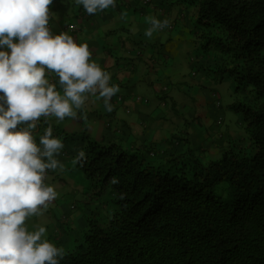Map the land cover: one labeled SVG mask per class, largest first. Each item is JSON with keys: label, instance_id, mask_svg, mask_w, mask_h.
<instances>
[{"label": "trees", "instance_id": "trees-1", "mask_svg": "<svg viewBox=\"0 0 264 264\" xmlns=\"http://www.w3.org/2000/svg\"><path fill=\"white\" fill-rule=\"evenodd\" d=\"M177 1L196 7L202 49L222 58L209 59L205 75L246 92L232 104L245 145L214 160L189 147L154 160L81 133L87 160L76 167L95 194L110 188L116 207L105 221L88 219L70 248L68 233L52 236L67 252L61 264H264V0Z\"/></svg>", "mask_w": 264, "mask_h": 264}, {"label": "clouds", "instance_id": "clouds-1", "mask_svg": "<svg viewBox=\"0 0 264 264\" xmlns=\"http://www.w3.org/2000/svg\"><path fill=\"white\" fill-rule=\"evenodd\" d=\"M75 3L90 16L116 6V0ZM52 4L0 0V264H61L66 249L47 238L45 226L29 230L26 223L58 197L46 182L49 171L65 169L58 159L65 145L51 120L87 121L82 110L90 96L103 99L111 112L112 97L120 91L110 83L111 73L92 59L88 43H78L68 31L53 34ZM148 22L149 38L171 26L168 18ZM41 122L46 127L37 143ZM86 160L78 150L74 163L83 166Z\"/></svg>", "mask_w": 264, "mask_h": 264}, {"label": "crops", "instance_id": "crops-1", "mask_svg": "<svg viewBox=\"0 0 264 264\" xmlns=\"http://www.w3.org/2000/svg\"><path fill=\"white\" fill-rule=\"evenodd\" d=\"M63 2L67 10H61ZM154 9L158 7L153 5L148 8L149 12H153ZM50 11L53 15L49 27L53 34L68 31L78 43H88L93 52L92 59L111 73L110 83L120 87V91L112 97L111 112L105 108L103 99L90 96L82 110L87 115V121L66 118L64 120L66 126H64L63 121L55 124L52 122L55 118H52V124L61 128L63 133H68V138L63 142L67 147L63 149L65 155L60 154L58 157L65 165L64 171L57 169L50 173L62 179L61 181H67L60 177L65 171L71 172V176L77 175L79 171L75 168L74 158L81 149V133L104 144L115 142L129 152L137 151L144 155L153 152L154 156L158 153V158H161L160 155L164 156L174 151L176 149L174 144L177 143L174 142L176 135L167 131V122L172 120L178 122L173 117L178 107L191 114L194 112L196 117L200 116L197 115L198 110L203 111V107L210 101H204L194 86H201L202 82L206 81L205 73H198V70L193 68L189 77V72L176 69L175 61L168 62V53L158 52L154 48L149 51L142 50L140 48L144 43L142 39L147 42L152 39L151 42L157 44V33L151 38L145 35L147 27L139 28L136 31V38L132 39L117 34V26L124 19V13L117 2L115 7H109L90 16L82 5L75 3V0H53ZM165 16L171 20L175 13L169 12ZM203 55L204 53L199 54V59H204ZM49 78L58 81V77L51 74ZM180 83L183 90H177L181 86L178 85ZM215 92L213 88L212 96L217 97ZM119 97H122V100H118ZM209 112L207 110L204 113L205 117L201 118L209 122L206 123L208 126L213 123L216 125V120L208 117L211 114ZM197 123L202 124L199 120ZM175 126L176 124L170 129ZM221 132L217 139H211L212 148L202 149L204 155L219 153L225 143L233 142V131L229 126ZM73 133L75 134L69 135ZM169 135H173L171 140ZM37 143H39L38 139ZM69 152L75 154L66 161Z\"/></svg>", "mask_w": 264, "mask_h": 264}, {"label": "rangeland", "instance_id": "rangeland-1", "mask_svg": "<svg viewBox=\"0 0 264 264\" xmlns=\"http://www.w3.org/2000/svg\"><path fill=\"white\" fill-rule=\"evenodd\" d=\"M116 2L124 13V19L121 24H118L116 33L122 34L123 37H128L129 39L136 38V31L139 28H148L150 26L148 22L149 17H156L163 20L168 18L165 15H168L169 12L175 13V16L170 20L171 26L156 32L157 44H153L151 42L152 39L148 42L142 39L144 43L141 41L143 45L140 48L145 51L154 48L158 52L168 53V62H171V60L175 61L176 69L178 71L184 70L189 72V77L191 69L196 68L198 73L202 74L204 72L203 66L207 64L215 66V63L211 60L215 57L216 59L221 58L218 51L212 46L208 52L202 49V43L198 38L196 28V7L186 3H180L177 0H116ZM153 5H156L158 9L149 12L148 8ZM66 8L63 2L61 10H67ZM142 22H145V24H142ZM203 53V56L206 58L201 60L199 59V54ZM197 58L199 60L194 61ZM205 80L201 86H194L204 98V101H210L203 107V111L198 110L197 115H200L198 116L199 118L195 116L194 112L191 114L178 107L176 114L173 115L175 117L174 119L178 122L174 120L167 122V131L169 130L171 134L176 135V139L174 140L175 143L177 141L174 144L175 148L183 151L189 147L197 157L214 160L220 158L227 149L234 148V144L237 145L238 142H241V147L245 145L247 135L244 129L243 117L232 107V104L241 98L244 99L246 92H237L235 90V82L228 76L222 78L217 77L216 79L206 76ZM178 85H181V83ZM213 88H215L217 97L212 96ZM177 90H183V86H179ZM182 96L186 97L183 94ZM207 110L210 111L209 114L211 113L208 117L211 120L215 119L216 125L213 123L211 126H208L206 123L209 122L202 119L205 117L204 113ZM221 111L223 114H221ZM196 120H199L202 124L197 123ZM217 121L220 122L217 123ZM52 122L57 123L55 120H52ZM175 124L176 126L170 129ZM63 125L66 126V122ZM228 126L233 131L232 138L234 143H225L226 145H223L224 147L219 153L204 155L205 152L202 149L212 148L211 139H217L218 135L222 133L221 131L226 130ZM36 131L37 139L39 140V135H42L43 132L42 130ZM173 135H169L170 140ZM64 148H67L66 145ZM63 149L61 154H64ZM73 154L75 153L69 152L66 161H69L71 157L73 158ZM145 154L148 155L147 153ZM151 158L158 160V155ZM75 168L79 171L77 175L71 176L72 173L69 171L61 174L60 177L67 180H63L64 182L61 181L62 179L53 176L51 174L52 172L49 171L46 182L55 186L58 197L49 205L47 210L43 211L41 216H33L26 222L29 230H34L38 226H45L47 228V238L51 241L54 240L52 236L56 233L59 234L58 237H62L65 233H68L67 245L69 248L75 243L74 240L81 238L83 230L87 226L88 219L94 218L105 221L116 207L115 203L111 202L113 196L110 188L104 189L102 194H95L91 189L92 181L78 167ZM72 205H74V208H72ZM60 221L61 223H58ZM64 238L65 235L63 236Z\"/></svg>", "mask_w": 264, "mask_h": 264}, {"label": "built area", "instance_id": "built-area-1", "mask_svg": "<svg viewBox=\"0 0 264 264\" xmlns=\"http://www.w3.org/2000/svg\"><path fill=\"white\" fill-rule=\"evenodd\" d=\"M120 99V98H119Z\"/></svg>", "mask_w": 264, "mask_h": 264}]
</instances>
